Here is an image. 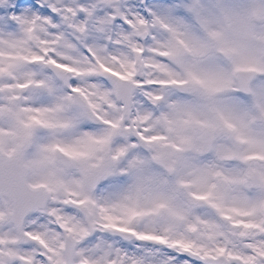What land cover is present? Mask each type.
I'll use <instances>...</instances> for the list:
<instances>
[{
  "label": "rangeland",
  "instance_id": "rangeland-1",
  "mask_svg": "<svg viewBox=\"0 0 264 264\" xmlns=\"http://www.w3.org/2000/svg\"><path fill=\"white\" fill-rule=\"evenodd\" d=\"M120 10L119 52L88 56L77 50L67 56L73 64L69 81L103 118L102 126L76 108L66 84L33 66L38 57L32 52L2 49L9 37L0 22V150L16 154L31 140L24 161L29 181L53 195L48 216L29 222L27 236L0 225V256L7 264L16 258L46 264L44 254L64 264L67 233L79 240L75 264H180L182 240L192 241L202 230L203 242L231 243L228 235L215 233L226 234L229 221L239 219L261 243L264 264V0H123ZM138 25L149 30L147 42L135 39ZM222 51L231 53L229 61ZM239 69L263 73L249 96L239 90ZM118 78L136 83L130 121L122 118ZM173 81L191 82L197 91L182 95L163 88ZM195 125L210 134L208 155ZM222 127L233 136L220 135ZM133 130L144 137L143 145L133 140ZM61 152L74 168L60 167ZM107 153L116 165L103 188L89 193L84 175ZM252 175L259 179L255 188ZM239 184L245 192L233 195ZM199 198L208 210L199 207ZM11 210L0 200V218ZM108 225L137 231V242L113 238ZM92 229L96 233L89 236ZM164 230L171 233L164 240L173 242L163 246Z\"/></svg>",
  "mask_w": 264,
  "mask_h": 264
},
{
  "label": "flooded vegetation",
  "instance_id": "flooded-vegetation-1",
  "mask_svg": "<svg viewBox=\"0 0 264 264\" xmlns=\"http://www.w3.org/2000/svg\"><path fill=\"white\" fill-rule=\"evenodd\" d=\"M123 0H0V22L4 30V35L8 34L9 38L3 40L2 49H21L23 51H30L38 57L36 68L41 70L45 68L51 72L57 67L67 69L73 64H67V56L77 54L85 55H111L114 56L116 52L121 50L119 43L115 38L122 25V20L119 18L121 12V4ZM132 3V0H131ZM109 7V9H107ZM107 31V33H106ZM112 34V37H111ZM136 39V32H135ZM137 40V39H136ZM76 43L80 45L75 47ZM66 90L72 87L69 83ZM30 154V153H29ZM28 154V155H29ZM26 155V156H28ZM25 156V157H26ZM24 157V159H25ZM29 174V169H28ZM5 200V199H4ZM208 210V209H206ZM74 212L76 211H69ZM215 212V211H213ZM218 212V211H216ZM8 211L6 212V214ZM33 216V215H32ZM44 219L48 216V211L40 214ZM237 217H244V215H236ZM37 216L29 219L25 225V232H20L13 225H4L13 228L19 234H25L29 222L35 221ZM238 217V218H239ZM220 219V220H219ZM217 221H223L218 217ZM57 221L54 220L56 225ZM81 224L84 222L81 221ZM85 223H88L85 221ZM248 223V220L246 221ZM232 224L237 225V233H243L247 236L245 241L237 236H230V231L227 234L223 232L215 233L216 237L220 235H228L231 243L218 244L212 240L203 242L201 239V231L198 233V238L191 240H182L181 257L177 259L181 261L180 264H204L191 254L201 255L205 258H218L226 256L231 264L241 262L243 264H261V243L253 240L249 234L248 225L243 227L239 219L231 221ZM258 224V223H257ZM109 226V225H108ZM111 227V226H109ZM109 227L106 229L108 232ZM233 229V228H232ZM159 237L163 239L162 245H166L173 241L164 240V235L170 238L171 233H167ZM181 232V231H180ZM193 235L195 231L191 232ZM208 233V231H206ZM235 233V232H234ZM184 235V233H183ZM233 236V235H232ZM181 239V236L179 235ZM184 236L182 237V239ZM185 239V238H184ZM214 240V239H213ZM79 241V240H78ZM129 244L130 242H126ZM131 242L130 244L135 243ZM146 242L154 243L147 240ZM182 243V244H183ZM36 244V242H34ZM189 251V253H187ZM253 256V257H250ZM46 264H53L46 257H43ZM2 264H7L1 256ZM17 260L11 264H25L23 258H16ZM167 263H170L168 259Z\"/></svg>",
  "mask_w": 264,
  "mask_h": 264
},
{
  "label": "water",
  "instance_id": "water-1",
  "mask_svg": "<svg viewBox=\"0 0 264 264\" xmlns=\"http://www.w3.org/2000/svg\"><path fill=\"white\" fill-rule=\"evenodd\" d=\"M185 55V54H183ZM223 55L230 59L229 53H223ZM59 77L64 81L66 80V75L64 73H57ZM261 74L255 71H238L237 78L239 80L240 89L244 94L250 93V84L253 80L260 77ZM167 88L172 89L174 91L185 93V94H192L196 91V87L191 83H174V84H167ZM119 99L123 103L124 115L126 118L130 116L131 113V104H132V94L134 90V84L128 81H121V85L119 88ZM77 96V95H76ZM76 105L83 110L90 112V108L87 104L79 97H77ZM198 136L204 141L206 145V151H209L211 146L209 140L207 138L206 133L200 129L199 127L196 128ZM223 133H228L227 130H222ZM31 144L30 142H25L23 145V152L29 150ZM62 161L66 166H69V161L66 158H62ZM11 163L12 167H16L19 169V180L17 181V188L18 190H12L9 187L12 186V183L8 182L5 178L6 176L1 173L0 174V196L6 195L9 197L10 201L14 205V212L10 215L13 217L15 221L19 222L20 225L23 224L24 219L30 215L33 211H39L41 208H45L49 201L50 195L43 189V188H33L31 187L26 179V171L22 165L21 158L16 159V157H6L3 153L0 152V168L9 165ZM14 164V165H12ZM16 165V166H15ZM109 165H113V162L107 158L103 165L91 170L87 174L86 183L87 186L94 191L100 183L105 179V174H101L100 170L103 171L107 169ZM107 166V167H106ZM111 166H109L111 168ZM76 248V243H67V248L65 250L66 257H67V264H72L73 256ZM207 262L211 264H221L220 259H214L213 261L207 260Z\"/></svg>",
  "mask_w": 264,
  "mask_h": 264
},
{
  "label": "bare ground",
  "instance_id": "bare-ground-1",
  "mask_svg": "<svg viewBox=\"0 0 264 264\" xmlns=\"http://www.w3.org/2000/svg\"><path fill=\"white\" fill-rule=\"evenodd\" d=\"M235 191L233 190V195L234 194H236V195H242L243 194V192H245V190L243 189V187L241 186V184H239V185H237L236 187H235ZM238 198H244V197H238Z\"/></svg>",
  "mask_w": 264,
  "mask_h": 264
}]
</instances>
